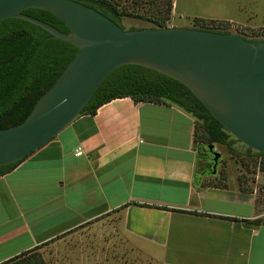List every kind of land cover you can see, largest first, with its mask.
Returning <instances> with one entry per match:
<instances>
[{"label":"crops","instance_id":"1","mask_svg":"<svg viewBox=\"0 0 264 264\" xmlns=\"http://www.w3.org/2000/svg\"><path fill=\"white\" fill-rule=\"evenodd\" d=\"M194 127L176 106L130 98L77 117L0 177V264L113 212L118 238L153 264H264V224H252L264 174L247 191L233 177L205 184Z\"/></svg>","mask_w":264,"mask_h":264},{"label":"water","instance_id":"2","mask_svg":"<svg viewBox=\"0 0 264 264\" xmlns=\"http://www.w3.org/2000/svg\"><path fill=\"white\" fill-rule=\"evenodd\" d=\"M45 11L68 29L64 35L22 14ZM24 19L79 48L26 120L0 130V166L27 158L81 114L114 69L136 65L184 85L235 140L264 155V41L188 27L125 30L75 0H0V22ZM211 172L220 154L214 144Z\"/></svg>","mask_w":264,"mask_h":264},{"label":"trees","instance_id":"3","mask_svg":"<svg viewBox=\"0 0 264 264\" xmlns=\"http://www.w3.org/2000/svg\"><path fill=\"white\" fill-rule=\"evenodd\" d=\"M75 1L119 26L123 19L132 18L146 20L151 28H167L173 9V0ZM22 14L64 35L69 34L62 22L45 11L28 8ZM197 29L225 33L206 25ZM78 51L77 46L54 38L24 19L10 18L0 22V130L26 120L39 98L54 84ZM120 98H130L135 103L169 104L191 115L195 120L194 142L199 159H206L201 154L205 145L219 144L227 147L230 153L234 152L233 144L238 141L223 129L184 85L141 66L123 65L109 73L79 116H93L100 107ZM245 155L253 158L255 170L264 174V155L247 147ZM25 159L0 166V177L12 172ZM207 175L212 183L217 184L216 187H226L223 173L213 175L210 169ZM238 182L243 191L248 190L243 187L241 179ZM252 224L260 225L264 221L258 219ZM49 244L25 251L2 264H47L37 251Z\"/></svg>","mask_w":264,"mask_h":264},{"label":"rangeland","instance_id":"4","mask_svg":"<svg viewBox=\"0 0 264 264\" xmlns=\"http://www.w3.org/2000/svg\"><path fill=\"white\" fill-rule=\"evenodd\" d=\"M218 23V25H217ZM211 27L225 33H234L248 40L264 41V0H173V9L167 27L200 26ZM125 30L151 28L146 20L125 18L121 22ZM206 146V145H205ZM202 150L211 169V155ZM234 152L227 147L214 144V151L220 154L216 174L223 173L226 179H241L243 187L251 188L259 173L254 159L245 155L246 147L240 142L233 144ZM255 170V171H254ZM205 184L216 186L211 179ZM264 188L260 214L264 212ZM263 210V211H262ZM120 215L116 212L105 216L100 226H83L65 239L40 248L37 252L47 264H153L134 254L117 236ZM264 221V217L261 218ZM87 256H89L88 260Z\"/></svg>","mask_w":264,"mask_h":264},{"label":"flooded vegetation","instance_id":"5","mask_svg":"<svg viewBox=\"0 0 264 264\" xmlns=\"http://www.w3.org/2000/svg\"><path fill=\"white\" fill-rule=\"evenodd\" d=\"M207 146H208V145L205 146V151H208V150H207ZM208 153L210 154L209 151H208ZM210 155H211V154H210ZM211 159H212V157H211Z\"/></svg>","mask_w":264,"mask_h":264},{"label":"built area","instance_id":"6","mask_svg":"<svg viewBox=\"0 0 264 264\" xmlns=\"http://www.w3.org/2000/svg\"><path fill=\"white\" fill-rule=\"evenodd\" d=\"M76 154H80V151L78 150Z\"/></svg>","mask_w":264,"mask_h":264}]
</instances>
